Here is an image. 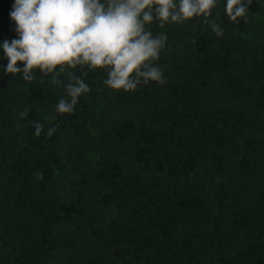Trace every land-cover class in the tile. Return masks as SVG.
<instances>
[{"label": "trees", "instance_id": "obj_1", "mask_svg": "<svg viewBox=\"0 0 264 264\" xmlns=\"http://www.w3.org/2000/svg\"><path fill=\"white\" fill-rule=\"evenodd\" d=\"M13 2L0 41L17 36ZM238 20L223 0L154 20L164 82L133 91L87 65L0 70V264H264V0ZM72 76L90 92L62 114Z\"/></svg>", "mask_w": 264, "mask_h": 264}, {"label": "clouds", "instance_id": "obj_2", "mask_svg": "<svg viewBox=\"0 0 264 264\" xmlns=\"http://www.w3.org/2000/svg\"><path fill=\"white\" fill-rule=\"evenodd\" d=\"M220 0H14L10 18L17 36L0 41V58L8 63L4 74L23 73L34 79L33 70L52 73L57 66L103 68L104 84L111 89L133 91L150 81L163 83L164 71L154 63L165 46L167 35L154 34L147 26L154 20L183 23L193 17H209ZM253 0H223L227 19L239 22L249 12ZM217 36L223 29L211 24ZM18 62H23L18 65ZM67 98L56 104L59 113L71 114L89 85L72 76L65 86ZM39 136L44 125L34 121ZM49 128L47 135H52ZM43 179L42 172H35Z\"/></svg>", "mask_w": 264, "mask_h": 264}]
</instances>
